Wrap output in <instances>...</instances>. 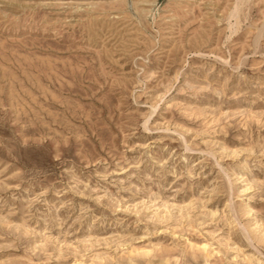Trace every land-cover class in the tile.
<instances>
[{
    "label": "rangeland",
    "instance_id": "1",
    "mask_svg": "<svg viewBox=\"0 0 264 264\" xmlns=\"http://www.w3.org/2000/svg\"><path fill=\"white\" fill-rule=\"evenodd\" d=\"M0 264H264V0H0Z\"/></svg>",
    "mask_w": 264,
    "mask_h": 264
}]
</instances>
